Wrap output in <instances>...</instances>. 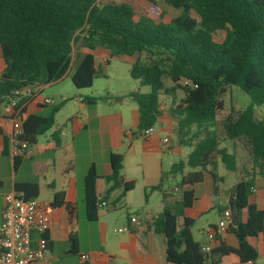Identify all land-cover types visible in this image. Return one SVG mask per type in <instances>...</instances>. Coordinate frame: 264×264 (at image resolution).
Instances as JSON below:
<instances>
[{"label": "trees", "instance_id": "obj_1", "mask_svg": "<svg viewBox=\"0 0 264 264\" xmlns=\"http://www.w3.org/2000/svg\"><path fill=\"white\" fill-rule=\"evenodd\" d=\"M164 8L179 15L168 23ZM144 13L135 20L131 2L99 4V0H0V48L4 69L0 75V106L9 103L13 92L34 85L59 81L70 69L74 44L88 51L78 55L70 76L77 90L91 88L98 77L93 53L99 49L109 59L127 58L129 76L149 92H130L116 100H132L138 109L136 132L153 128L160 116V98L169 97L168 109L175 123L179 146L190 147L184 161L173 164L169 175L180 176V198L170 208L152 216L148 226L165 241L168 264H221L234 254L241 264L254 262L257 252L249 243L263 233L264 210L248 201L252 180L239 181L230 191L226 231L237 240V248L225 245L213 234V247L203 252V243L195 242L191 228L201 216L195 210L194 186L202 183L203 172L218 159L226 170L234 171L236 157L220 146L217 114L223 110L221 96L230 86L249 97L242 111L232 110L223 122L224 139L238 142L249 154L254 166L264 174V120L254 111L264 107V0H145ZM194 13L198 20L190 15ZM222 32L223 39L214 36ZM108 63V61H106ZM165 80L171 84L165 86ZM182 93L177 104L175 93ZM102 97H85L83 103L94 106ZM24 99L19 100L22 105ZM63 103L55 105L47 117L28 116L22 123L23 139L34 144L49 131ZM111 173L104 177L107 195L122 189L121 197L133 190V182L122 175L123 156L110 155ZM190 172L184 174V170ZM97 174L90 166L84 177V204L88 221H96ZM24 200L33 199L36 184H17ZM165 191L160 186L150 188ZM63 204L56 196L52 206ZM243 212L246 213L243 220ZM77 243L69 239L68 254H75ZM264 264V253H263Z\"/></svg>", "mask_w": 264, "mask_h": 264}, {"label": "crops", "instance_id": "obj_2", "mask_svg": "<svg viewBox=\"0 0 264 264\" xmlns=\"http://www.w3.org/2000/svg\"><path fill=\"white\" fill-rule=\"evenodd\" d=\"M87 53L79 42L75 43L69 71L55 83L31 87L34 97L25 99L19 106L23 121L33 115L47 117L53 106L61 103L63 105L54 117L52 128L39 136L34 144H29L25 154L19 158L14 159L9 155L13 133L11 119L15 110L10 108L9 103L0 106V223L3 197L10 193L23 197L22 193L15 191V186L36 184L38 192L34 198L51 206V224L45 233L48 250L44 258L36 264H168L165 259L164 237L155 234L148 222L164 208H170L181 195L177 186L170 185L175 177L169 173L173 164L184 161L187 156L177 162H173L171 158L172 154L179 155L181 152V146H174L170 137L175 134V123L168 111L171 99L160 98L164 110L160 113L153 132L146 136L136 132V104L124 103L127 99H115L130 92L140 93L139 89L128 84L127 79H131L129 72L123 78V87L113 91L114 96H109L107 92L104 95L88 94L91 86L70 93V103L65 105L68 100L59 94L55 95L50 87L61 82L70 70L73 72L78 55ZM93 56L95 68L102 69L103 78L107 79L105 68L109 66V53L99 49ZM113 60L130 67L127 58ZM3 69L0 48V75ZM178 95L180 100L182 94L178 92L174 95L175 99ZM102 96H106L107 100H100L94 106L83 103L85 97ZM44 99L52 100L53 104H44ZM231 110L237 112L232 108ZM157 125H161L159 130L156 129ZM164 139L168 140L166 144L163 143ZM228 142L230 147L220 146L236 157L234 171L226 170L220 162L225 171L220 175L217 172V159L214 167H207L203 172L202 183L193 188L196 197L195 210L201 214L196 223L212 213L217 214V219L206 224L200 223L195 234L192 228L190 231L195 242L205 243L207 235L212 233L225 245L235 249L238 246L236 238L226 229L221 231L218 228L224 212L227 211L229 193L239 181L252 180L257 192L249 195L248 201L257 209L264 210V174L254 166L241 144ZM111 154L123 156V179L125 182H133L134 188L124 197H121L122 189L114 190L103 200L107 194L104 177L111 173ZM90 166H94L97 174L96 197L107 204L105 208L97 209V218L93 222L88 221L84 204V177ZM188 172L184 170V174ZM157 185L165 191L166 197L163 198L160 191H150L145 199L144 194ZM59 195L62 196L63 204L52 206L55 197ZM131 216L138 218L140 227L130 226ZM245 216L246 213L243 212V220ZM126 227L130 228L129 231L118 232ZM71 237L77 243L76 253L73 255L67 253ZM36 240L37 236L33 235V245ZM249 243L257 252V259L252 264H263L264 223L263 233L249 239ZM213 244L214 242L212 247ZM81 254H89L90 261H80ZM221 264L241 263L236 255L231 254L223 257Z\"/></svg>", "mask_w": 264, "mask_h": 264}, {"label": "built area", "instance_id": "obj_3", "mask_svg": "<svg viewBox=\"0 0 264 264\" xmlns=\"http://www.w3.org/2000/svg\"><path fill=\"white\" fill-rule=\"evenodd\" d=\"M34 97V92L30 87L18 89L13 92V97L9 101L11 109L15 110V115L11 119L13 133L11 135L9 155L11 158L23 156L29 147L28 141L23 139L24 132L22 128L23 120L19 112L18 102L21 99ZM43 103L52 105L53 101L44 99ZM160 112L164 110V104H160ZM153 128L147 129L143 135L151 134ZM167 139L163 140L166 144ZM254 187L250 188V195L256 194ZM98 208H105L106 202L97 198ZM51 206L49 203L38 199L24 200L21 196L10 193L3 197L2 215L0 223V264H36L41 261L48 250V240L45 233L49 230L51 218L49 215ZM130 226L140 227L141 222L137 217L129 218ZM229 223L228 211L224 212L223 219L219 222L218 228L224 231ZM129 227L118 230V232H127ZM33 235L37 236L35 245H33ZM213 234L207 235L206 242L203 243L201 250L207 252L212 248ZM82 262H88L91 259L89 254L79 255ZM244 264H252L247 261Z\"/></svg>", "mask_w": 264, "mask_h": 264}, {"label": "rangeland", "instance_id": "obj_4", "mask_svg": "<svg viewBox=\"0 0 264 264\" xmlns=\"http://www.w3.org/2000/svg\"><path fill=\"white\" fill-rule=\"evenodd\" d=\"M126 2H131V5L135 11V20H137L138 16H141L144 11H143V6L145 4V0H100L99 4H105V3H114V4H119V3H126ZM166 11V15L163 19L164 23H168L172 18L176 17L178 15V11L170 8H164ZM190 15L194 18H197V16L194 13H190ZM223 39V33L218 32L214 36V40L216 42H221ZM106 70V76L107 79L103 77H98L95 79L93 82L92 88L87 91V93H92V95H104L105 92L109 94V96H114L113 94L115 90H117L122 86L123 78L126 76V72H129V66L124 64L123 62L121 63L120 61H114L113 59L109 60V66L105 68ZM72 74V70H70L69 74L65 76L61 82L52 85L50 88V91L55 92V95L59 94L62 97H65L68 101L65 102L64 104H69L70 103V93H74L76 89L73 87L71 81H70V76ZM128 75V73H127ZM129 76V75H128ZM129 78V77H128ZM128 84L131 86H134L135 89H139L140 93H147L149 92L148 87H140L138 83L135 81H132L131 79H127ZM171 84L168 82V80H165V86L169 87ZM178 94H180L178 92ZM182 94V93H181ZM179 96H177L176 101L178 102ZM182 96V95H181ZM128 101H125L124 103L128 104H135L132 100L127 99ZM221 101L223 102V110L217 114V120L219 122V126L217 129L219 140H220V145H225L227 147H230V143L224 139V132H223V122L226 118V116L230 113L231 108L234 111H242L244 110L248 105H249V97L242 92L239 88L235 86H230L227 88L226 92L221 96ZM255 113L262 119L264 120V107H255L254 108ZM235 113V112H234ZM161 125H157L156 129L159 130ZM171 140L173 142L174 146H178L177 138L175 134H171ZM180 148V153L179 155L172 154L171 158L173 162H177L178 160H184L185 157L190 153L191 148L190 147H184L181 146ZM219 168L217 172L222 175L224 173V169L222 164L218 163ZM189 169H185V172H188ZM180 176L177 175L175 178L171 181L170 185L171 186H177L179 183ZM217 219V214L212 213L209 215L204 216L202 219H200L193 227H192V232L195 234V231L197 230L198 226L200 223L206 224V222H211V221H216Z\"/></svg>", "mask_w": 264, "mask_h": 264}]
</instances>
